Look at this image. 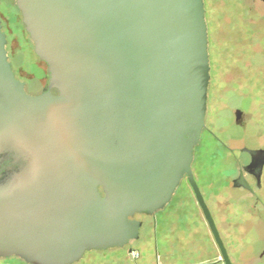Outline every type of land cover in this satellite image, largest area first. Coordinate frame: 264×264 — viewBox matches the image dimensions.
<instances>
[{
  "label": "water",
  "instance_id": "95a60500",
  "mask_svg": "<svg viewBox=\"0 0 264 264\" xmlns=\"http://www.w3.org/2000/svg\"><path fill=\"white\" fill-rule=\"evenodd\" d=\"M14 2L48 82L25 91L0 21V257L74 264L129 246L135 215L163 209L185 177L232 264L192 172L210 80L203 0ZM241 150L251 161L233 186L250 190L243 171L260 181L264 149Z\"/></svg>",
  "mask_w": 264,
  "mask_h": 264
},
{
  "label": "rangeland",
  "instance_id": "374dc122",
  "mask_svg": "<svg viewBox=\"0 0 264 264\" xmlns=\"http://www.w3.org/2000/svg\"><path fill=\"white\" fill-rule=\"evenodd\" d=\"M203 3L210 80L205 126L194 148L192 172L232 264H264V216H258L262 206L252 208L253 194L233 186L239 168L249 159L241 149H264V4L260 0ZM248 7L254 12L252 22L246 18ZM0 21L17 76L27 81L29 89L43 88L46 66L33 52L14 0H0ZM236 109L242 112L239 124ZM256 192L264 201V174ZM141 215L136 217L145 221V228L128 248L88 251L74 264H158L165 261V248L176 264H223L186 179L163 209L150 217ZM151 221L153 228L148 231L146 222ZM128 249L140 257L131 258ZM0 264L26 263L0 257Z\"/></svg>",
  "mask_w": 264,
  "mask_h": 264
},
{
  "label": "flooded vegetation",
  "instance_id": "af4514ba",
  "mask_svg": "<svg viewBox=\"0 0 264 264\" xmlns=\"http://www.w3.org/2000/svg\"><path fill=\"white\" fill-rule=\"evenodd\" d=\"M247 1H249V0H246V2ZM251 1V0H250ZM263 4H264V0H260ZM247 11V19L249 20V21H251L252 22V20L254 19V17L252 16V14L254 13V12H252L251 11V9L248 7V9H246ZM264 19V18H263ZM7 56H8V54H7ZM8 58H9V56H8ZM9 60V59H8ZM10 61V60H9ZM43 63V62H42ZM10 64H11V67H12V70H13V72H14V75H15V77H16V79H18V80H20V81H22L23 83H24V85H25V91L28 93V94H30V95H33V96H37V95H40V94H42V93H44V92H46L47 91V89H46V87H47V83H46V85L43 87V88H41V89H37V90H32V89H29L28 88V85H27V81L26 80H24V79H21V78H19L18 76H17V74H16V72L14 71V68H13V66H12V63H11V61H10ZM46 66V65H45ZM47 71V70H46ZM48 75V74H47ZM47 82H48V77H47ZM50 91V93L52 94V95H57L58 94V92H57V90L56 89H51V90H49ZM249 157V159H248V161H247V163L245 164V165H247V164H249V162L251 161V158H250V156H248ZM245 165H242L240 168H239V172H240V169H242ZM239 172H238V175H239ZM263 174H264V165H263V169H262V174H261V177H260V181L259 182H257V180L255 179V177L252 175V174H249V173H246V172H244L243 171V176H244V178L246 179V181L248 182V184H249V186H250V190H248V189H245V188H243V187H236V188H238V189H243V190H246V191H248L249 193H251V194H253V196H254V202L252 203V208H255L256 207V205H261L262 206V210H263V212L261 213V214H258V216H259V218H262V216H264V201H262L261 199H260V197L257 195V192H256V190H259V189H261V187H262V178H263ZM238 175H237V177H238ZM246 175V176H245ZM183 179H186L185 177L183 178ZM182 179V180H183ZM195 179V178H194ZM187 180V179H186ZM196 181V180H195ZM188 182V181H187ZM192 190V189H191ZM201 191V190H200ZM176 192V191H175ZM175 192H174V194H175ZM202 193V192H201ZM174 194H173V196H174ZM203 195V194H202ZM173 196H172V199H173ZM172 199L170 200V202L172 201ZM169 202V203H170ZM251 208V209H252ZM141 216H145V217H150V216H148V215H144V214H142ZM135 218L136 219H138V220H140L141 222H142V226H141V228H140V232H141V229H143V228H145V226H144V223H145V221L144 220H142L141 218H137L136 217V215H135ZM146 228H147V230L148 231H151L152 230V228H153V222L151 221V223L150 222H146ZM139 236H140V234H139ZM132 243V242H131ZM130 243V244H131ZM127 248H128V246H126ZM264 253V252H263Z\"/></svg>",
  "mask_w": 264,
  "mask_h": 264
},
{
  "label": "crops",
  "instance_id": "0c3cea01",
  "mask_svg": "<svg viewBox=\"0 0 264 264\" xmlns=\"http://www.w3.org/2000/svg\"><path fill=\"white\" fill-rule=\"evenodd\" d=\"M168 231H169V229H168ZM163 240H164V239H163ZM165 242H168V239L165 238L164 243H165ZM165 250H166V251H165V254H164V260H165V261H164L163 263H159V262H158V264H176V263H174V262H171V260H170V258H169V257H171V255H172L171 252H170V250H169V249H166V248H165ZM139 257H140V256H139ZM167 258H168V259H167ZM168 261H169V262H168Z\"/></svg>",
  "mask_w": 264,
  "mask_h": 264
},
{
  "label": "built area",
  "instance_id": "2783aa9c",
  "mask_svg": "<svg viewBox=\"0 0 264 264\" xmlns=\"http://www.w3.org/2000/svg\"><path fill=\"white\" fill-rule=\"evenodd\" d=\"M139 253L134 251V250H131L130 252V257L133 258V259H137L139 257Z\"/></svg>",
  "mask_w": 264,
  "mask_h": 264
},
{
  "label": "trees",
  "instance_id": "16d2710c",
  "mask_svg": "<svg viewBox=\"0 0 264 264\" xmlns=\"http://www.w3.org/2000/svg\"><path fill=\"white\" fill-rule=\"evenodd\" d=\"M23 261V260H22ZM27 264V263H26Z\"/></svg>",
  "mask_w": 264,
  "mask_h": 264
}]
</instances>
